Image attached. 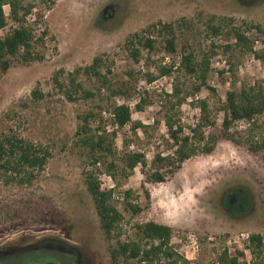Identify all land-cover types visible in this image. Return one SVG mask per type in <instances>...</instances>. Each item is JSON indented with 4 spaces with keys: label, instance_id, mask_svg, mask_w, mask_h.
Here are the masks:
<instances>
[{
    "label": "rangeland",
    "instance_id": "rangeland-1",
    "mask_svg": "<svg viewBox=\"0 0 264 264\" xmlns=\"http://www.w3.org/2000/svg\"><path fill=\"white\" fill-rule=\"evenodd\" d=\"M45 5L40 3L41 8ZM107 6L113 7L106 13L112 12V16L104 17ZM5 9L9 15V7ZM211 14L233 17L237 24L264 26V0L254 5H244L239 0H57L46 12L50 35L42 48L44 59L31 64L16 62L0 77V131H13L49 146L52 156L32 184H5L0 178V247L11 242L56 239L76 248L81 264H110L109 241L85 184L87 152L74 146L73 137L78 113L94 108L103 110L106 119V110L111 111L114 103L129 104L133 120L143 125L134 131L131 124L120 128L110 120L109 130L116 131L119 168L109 172L107 162L103 161L96 169L101 186L115 189L114 202L124 213L122 239L135 237L136 222L154 220L173 227L176 234L172 244L189 259V264H218L219 254L225 248H231L229 252L234 254L237 248H244L251 233L264 237V150L253 152L245 141L247 136L254 141L264 137V113L250 123L235 122L230 131L242 142L222 136V106L232 88L230 59L238 76L234 87L238 88L243 81L264 83V60L257 54L264 50V32L245 28L253 50L244 52L236 47L226 53L223 45L234 39L226 29L219 36L208 33L204 23ZM182 19L192 20L196 27H177V49L169 52L166 32L160 34L162 25ZM16 26L9 19L6 27L0 28V36ZM136 32L142 37L153 35L156 40L153 50L142 49L140 61L131 56L125 45L126 37ZM211 41L218 45L209 78L216 93L204 88L189 96L181 105L178 118L184 131L189 132L190 126L200 119L197 102L206 98L215 125L203 130L206 136H216L214 150L185 160L163 182L151 181L148 174L158 168L154 165L155 156L174 152L161 105L173 100L167 94L173 92L174 83L191 91L195 82L176 68L171 74L161 75V68L178 66L184 51L202 54ZM98 54L110 60L112 88L129 86L130 93L112 95L104 88L95 99L77 103L67 100L53 81L54 73L90 64ZM221 70L225 71L223 76ZM148 74L157 78L150 81ZM84 82L93 86L88 79ZM38 84L46 97L33 102L31 91ZM141 101L143 108L139 109L137 104ZM130 151H142L146 164H139L126 176L124 162L119 158ZM162 171L167 173L166 168ZM238 186L252 190L253 208L242 217L232 218L226 213L223 200ZM145 190L149 191L150 200ZM127 191L132 193L131 201L143 207L137 215L124 209ZM231 195L227 204L234 211L247 203L242 195L233 202ZM52 250L60 256L61 251ZM245 254L246 260L251 261L250 250L245 249ZM63 258L67 261V257ZM45 260L51 261L50 257Z\"/></svg>",
    "mask_w": 264,
    "mask_h": 264
},
{
    "label": "trees",
    "instance_id": "trees-1",
    "mask_svg": "<svg viewBox=\"0 0 264 264\" xmlns=\"http://www.w3.org/2000/svg\"><path fill=\"white\" fill-rule=\"evenodd\" d=\"M56 1L0 0V28L6 27L9 19L17 25L5 36H0V77L16 62L31 64L44 59L45 55L42 48L46 46L45 38L50 35L46 12L53 8ZM259 1L239 0L244 5H254ZM40 3H45V8H41ZM5 5L9 7V15L6 13ZM108 16L106 14V17ZM204 24L209 34L219 36L226 29L227 33L234 39V42L228 39L227 43L223 45L226 53L236 47L244 52L253 50L254 47L245 33V28H255L257 31L264 32V26L261 24H237L233 17L216 14L209 15ZM177 27L193 29L196 27V23L192 20L182 19L178 23H164L162 25L160 34L166 32V49L169 52H175L177 49L175 32ZM155 43V39L142 37L137 32L129 34L125 39V45L136 61H140L142 49L151 51L155 48ZM217 46L214 41H211L208 50L202 54H198L194 50L184 51L178 66L172 64L169 67L161 68V75L171 74L176 68V70L183 71L187 76L192 77L195 82L191 91H185L178 83H174L173 92L167 94L173 100H168L161 105L168 134L174 142V152L167 155L159 153L155 156L154 165H157L158 168L148 174V179L151 181L163 182L166 180L167 174L173 175L177 172L185 160L199 153H211L214 150L216 136L214 134L206 136L203 130V128L215 125L206 98L198 100L197 107L200 109V119L194 126H190L189 132L184 131L178 116L181 105L189 96L199 93L204 88L216 93V88L210 85L209 78L212 70L211 60L218 53ZM257 54L264 60V50ZM230 62L232 88L227 92L226 101L222 106L224 110L222 136L240 143L242 141L237 139L234 132L230 130L235 122L248 121L250 123L257 115L264 113V83L263 81H254L253 83L243 81L238 88L234 87L238 76L235 71V64L231 59ZM112 72L110 60L105 58V55L98 54L90 64L77 66L70 71L65 69L56 71L53 75V81L61 94L67 100L75 103L80 100L99 97L104 88H107L112 95L122 93L125 96L129 94L132 87L112 88L110 78ZM224 72V70L220 71L222 76ZM148 76L150 81L157 78L151 74ZM84 79L90 80L93 86H87ZM45 97L46 94L40 89V84L31 91L33 102H39ZM109 98L107 97V99ZM137 107L143 108L142 101L137 104ZM77 118L78 123L73 144L81 151L87 152V163L92 166L89 169L87 165L88 168L84 169L85 184L94 201L100 226L109 241L110 264H189V259L177 251L172 244V239L176 233L170 225L154 220L136 222L135 237L122 239L124 213L114 202L115 189H104L101 186V180L96 171L98 165L103 161L107 162L109 172L119 168L117 164L118 152L114 143L116 131L109 130L110 120L112 125L120 128L131 124L134 131L143 126L140 121L133 120L131 106L127 103H114L111 111L106 110V119L103 110L95 111L94 108L78 113ZM254 127L253 125L250 130ZM245 141L253 152L264 150V137L254 141L252 137L247 136ZM51 156L52 150L49 146L34 142L13 131H0V178L5 184H32L38 175L45 170ZM119 159L124 162L122 169L126 176H129L139 164H146V156L142 151L126 152ZM162 168H166L167 173H164ZM145 192L147 199L150 200L149 191L145 190ZM230 193L236 200L237 196L241 195L247 199V203L239 205L240 208L237 211L231 209L232 207H229L225 201V211L230 217L239 218L252 210L253 194L249 187L238 186L232 189L225 196L227 200ZM131 196V191H127L124 209L134 216L139 214L143 207L139 203L131 201ZM49 242H47L48 245ZM49 248L43 252L25 255L24 263L15 262L14 260L17 259L14 257L12 258L14 260L7 264H75V257L67 256L63 252H60V256H56L54 250ZM245 249L252 253L251 261L246 260ZM62 256L67 257V261ZM46 257H50L51 261H44ZM218 264H264L263 235L251 233L244 248H237L234 254L225 248L219 254Z\"/></svg>",
    "mask_w": 264,
    "mask_h": 264
},
{
    "label": "flooded vegetation",
    "instance_id": "flooded-vegetation-1",
    "mask_svg": "<svg viewBox=\"0 0 264 264\" xmlns=\"http://www.w3.org/2000/svg\"><path fill=\"white\" fill-rule=\"evenodd\" d=\"M103 16L106 17L104 13ZM232 197H233V202L236 201L235 197L234 196ZM225 201L228 203L226 197H224L223 200L224 204ZM48 247H50V249H58L59 251L65 253L67 256L75 257V264H81V254L76 250V248L68 244H65L64 242L59 240H56L55 242H49L48 245L46 238H41L34 242H22V243L11 242L9 244L3 245L2 247H0V264H7L9 261L14 260L12 259L14 257H16L17 259L14 260L15 262L20 261L21 263H24L25 255L29 253L33 254L35 252H40V251L43 252Z\"/></svg>",
    "mask_w": 264,
    "mask_h": 264
},
{
    "label": "water",
    "instance_id": "water-1",
    "mask_svg": "<svg viewBox=\"0 0 264 264\" xmlns=\"http://www.w3.org/2000/svg\"><path fill=\"white\" fill-rule=\"evenodd\" d=\"M109 9H113L112 6H107L104 8L103 13L106 15V13L109 11ZM109 16H112V12H109Z\"/></svg>",
    "mask_w": 264,
    "mask_h": 264
},
{
    "label": "built area",
    "instance_id": "built-area-1",
    "mask_svg": "<svg viewBox=\"0 0 264 264\" xmlns=\"http://www.w3.org/2000/svg\"><path fill=\"white\" fill-rule=\"evenodd\" d=\"M6 6H8V5H5L4 8H6ZM5 10H6V9H5ZM6 13H7V12H6ZM148 37H149V36H148ZM150 37L153 38L154 36H153V35H150ZM199 110H200V109H199ZM254 119H255V118H254ZM258 138H259V137H257L256 140H260V139H261V138H260V139H258ZM248 237H249V235L247 236V238H248ZM229 243H231V241H229ZM229 249H231V248H229ZM230 252H231V251H230ZM186 258H187V257H186Z\"/></svg>",
    "mask_w": 264,
    "mask_h": 264
}]
</instances>
